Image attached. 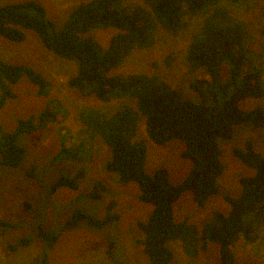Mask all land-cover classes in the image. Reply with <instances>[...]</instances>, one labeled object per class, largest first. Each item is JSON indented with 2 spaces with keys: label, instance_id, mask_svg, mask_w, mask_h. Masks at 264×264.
Masks as SVG:
<instances>
[{
  "label": "trees",
  "instance_id": "trees-1",
  "mask_svg": "<svg viewBox=\"0 0 264 264\" xmlns=\"http://www.w3.org/2000/svg\"><path fill=\"white\" fill-rule=\"evenodd\" d=\"M125 1L82 0L60 29L40 2L28 0L0 5V35L20 42L25 39L26 29L34 30L49 50L78 62V73L69 80L71 87L84 94H94L103 102L123 96L136 100V108L124 104L110 114L92 107L83 108L78 116L82 144L74 148L64 138L58 156L74 159L86 148L90 151L86 144L89 141L92 145L97 139L108 145L111 157L106 161V169L122 181L137 182L140 200L153 205L148 220L139 222L144 238L138 239L150 264H174V254L168 246L171 240L182 241L184 251L191 257L206 251L209 242H216L220 246L219 264H235L233 245L240 238L255 242L264 219V156L252 140L233 148L234 156L256 172L240 178L242 193L238 197L224 194L230 204L228 214L214 211L211 221L200 228L195 223L176 220L174 205L185 191H191L198 207L203 208L211 196L221 191L219 177L224 172V164L218 140L232 139L236 125L264 126L263 107H240L246 98L264 96V43L244 20L222 5L224 1L237 4L241 0H145L148 6ZM197 15L203 16V23L187 50L190 67L203 69L190 83L197 99L185 97L157 74H110L134 48L154 45L158 25L176 33L187 26L189 17ZM95 27L115 29L107 48L94 37L85 35ZM23 76L38 87L40 95L48 94L50 83L41 73L0 59V109L8 99L16 98L12 86ZM62 108L61 105L55 110L49 104L38 115L18 119L11 132L3 131L0 125V165L20 167L27 155V149L19 142L20 136L43 129L50 122L62 123L66 118L60 112ZM139 114L146 117L150 140L159 145L175 139L185 143L182 156L190 159L193 166L181 182L172 183L166 167L153 173L146 171L147 145L137 135ZM60 129L64 130V126ZM82 174L79 170L74 175L60 176L50 193L64 186L78 189ZM103 188L97 182L88 196L100 198L99 190ZM115 205L111 200L102 217L76 208L59 232L39 226L37 236L45 244V250L38 264L48 263V250L63 230L75 228L81 222L104 228L118 220ZM20 243L28 245L30 238ZM112 250L111 241L108 250L111 255Z\"/></svg>",
  "mask_w": 264,
  "mask_h": 264
},
{
  "label": "rangeland",
  "instance_id": "rangeland-1",
  "mask_svg": "<svg viewBox=\"0 0 264 264\" xmlns=\"http://www.w3.org/2000/svg\"><path fill=\"white\" fill-rule=\"evenodd\" d=\"M28 0H0V5ZM46 8L48 17L57 29L64 26L71 11L82 0H33ZM127 4L148 6L145 0H126ZM231 13L245 21L252 33L264 43V0H241L240 3L222 2ZM203 16L188 18L187 26L174 33L158 25L155 43L146 49L134 48L126 60L112 69L110 74L127 75L146 72L160 75L177 88L185 97L197 99L190 87L191 80L203 73V69H192L187 61L188 45L199 32ZM115 32L113 28L95 27L85 35L94 37L103 48ZM25 39L17 42L0 35V59L11 64L26 65L41 73L50 83L47 95H40L38 87L26 76L12 86L16 98L8 99L0 109V125L3 131L15 129L18 119L38 115L49 107L60 109L66 116L62 123L50 122L43 129L20 136L19 142L27 149V155L20 167L0 165V264H38L45 244L37 236V228L43 226L49 231L59 232L76 208L102 217L111 200L116 202L114 212L119 219L104 228H95L81 222L75 228L63 230L55 245L48 250L47 264H150L148 255L138 239L144 238L139 222H146L153 211V205L141 201L140 187L135 181H122L116 173L106 169L111 152L107 144L97 139L92 145L86 144L85 151L74 159L58 156L62 142L68 146L82 144L79 132V113L85 107H92L104 114H110L120 106L129 104L136 108V100L123 96L108 102L94 94H84L69 85V80L78 73V62L56 55L31 29L25 30ZM264 66V65H263ZM225 77V67L223 69ZM220 75V81L222 79ZM255 106L264 108V96L246 98L240 102L242 109ZM146 117L139 114L138 138L146 141L147 161L145 169L153 173L160 167L169 171L174 184L184 180L193 163L182 156L185 143L175 139L159 145L150 140L146 133ZM64 126V130H61ZM64 134V137H62ZM252 140L256 149L264 156V126L236 125L230 140L219 139L224 172L219 177L220 193L213 195L203 208L198 207L191 191H185L175 203V217L178 221L197 224L200 228L209 223L214 211L228 214L230 204L224 194L238 197L242 193L240 178L252 176L255 169L242 163L233 154V148L243 146ZM83 171L78 179V189L60 187L54 193L50 189L62 175H74ZM100 182V198L88 196L95 184ZM30 238V243H20ZM113 242L112 255L109 253ZM174 254V264H219L220 246L209 242L206 251L196 257L189 256L180 240L168 242ZM235 264L248 261L264 264V219L260 235L255 242L242 238L233 245Z\"/></svg>",
  "mask_w": 264,
  "mask_h": 264
}]
</instances>
